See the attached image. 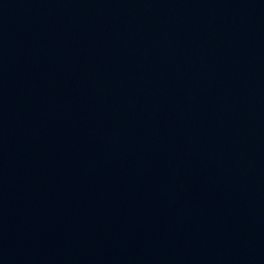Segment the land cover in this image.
I'll use <instances>...</instances> for the list:
<instances>
[{"label": "water", "instance_id": "water-1", "mask_svg": "<svg viewBox=\"0 0 264 264\" xmlns=\"http://www.w3.org/2000/svg\"><path fill=\"white\" fill-rule=\"evenodd\" d=\"M0 264H264V0H0Z\"/></svg>", "mask_w": 264, "mask_h": 264}]
</instances>
